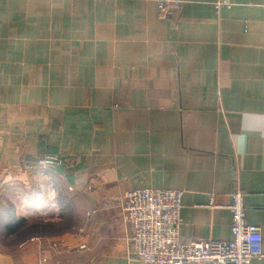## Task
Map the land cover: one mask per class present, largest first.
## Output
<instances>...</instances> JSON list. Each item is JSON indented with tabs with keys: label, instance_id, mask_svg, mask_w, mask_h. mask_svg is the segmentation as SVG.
Returning <instances> with one entry per match:
<instances>
[{
	"label": "crops",
	"instance_id": "0c3cea01",
	"mask_svg": "<svg viewBox=\"0 0 264 264\" xmlns=\"http://www.w3.org/2000/svg\"><path fill=\"white\" fill-rule=\"evenodd\" d=\"M263 5L0 0V264H140L119 207L136 189L182 192L183 242L230 241L240 193L264 264ZM45 181L77 228L8 234Z\"/></svg>",
	"mask_w": 264,
	"mask_h": 264
},
{
	"label": "built area",
	"instance_id": "2783aa9c",
	"mask_svg": "<svg viewBox=\"0 0 264 264\" xmlns=\"http://www.w3.org/2000/svg\"><path fill=\"white\" fill-rule=\"evenodd\" d=\"M158 10L161 17H166L170 7L160 2ZM57 161L54 156H44L38 163L51 166ZM230 197V241L183 242L180 238L181 191L136 189L125 192L119 199V207L132 254L140 264H249L261 258L260 228L246 221L242 195L235 192Z\"/></svg>",
	"mask_w": 264,
	"mask_h": 264
},
{
	"label": "rangeland",
	"instance_id": "374dc122",
	"mask_svg": "<svg viewBox=\"0 0 264 264\" xmlns=\"http://www.w3.org/2000/svg\"><path fill=\"white\" fill-rule=\"evenodd\" d=\"M58 163V162H57ZM52 166V165H51ZM50 165L41 166L42 169L49 168ZM49 188V184L47 181L42 182V191H41V205H38L34 207L32 204L26 206L23 212L22 218L26 221L27 224H32V222H40V221H49V220H56L57 218H65L67 220L72 221L73 225H71V230L76 229L79 224L78 215H76V212L74 210H62V205H64V201H70L68 197H66L64 194L59 195L58 197H63L62 205L60 206V212L57 209V207L53 203H44V199H47L49 194H44L47 189ZM31 203V202H28ZM61 204V203H60ZM58 224V223H57ZM63 223H60V225H53L55 226L53 229L62 231L64 229V226L66 224L62 225Z\"/></svg>",
	"mask_w": 264,
	"mask_h": 264
},
{
	"label": "trees",
	"instance_id": "16d2710c",
	"mask_svg": "<svg viewBox=\"0 0 264 264\" xmlns=\"http://www.w3.org/2000/svg\"><path fill=\"white\" fill-rule=\"evenodd\" d=\"M12 215V222L7 226V233L10 235L18 234L25 237H30L32 235H37L40 233H47L50 230H54L55 226L50 223L37 222L32 224H27L24 219H17Z\"/></svg>",
	"mask_w": 264,
	"mask_h": 264
}]
</instances>
